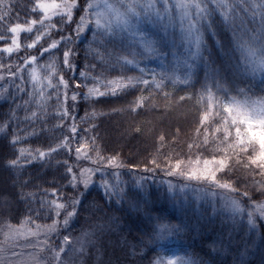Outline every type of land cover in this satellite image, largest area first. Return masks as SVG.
<instances>
[{
  "label": "trees",
  "instance_id": "1",
  "mask_svg": "<svg viewBox=\"0 0 264 264\" xmlns=\"http://www.w3.org/2000/svg\"><path fill=\"white\" fill-rule=\"evenodd\" d=\"M62 1L71 2L42 0L56 3ZM94 1L76 0L72 20L79 22L83 15L81 4H92ZM130 1L135 3L142 0ZM219 2L226 7L219 8L211 0H206L211 12L209 19L223 21V34L231 44L229 58L223 55L213 57L216 67L222 63L224 65L215 86L211 80L208 81L210 95L207 97L202 88L205 81L204 72L201 70L198 77L192 75L189 79L194 87H187L185 91L183 84H178L175 90L169 86L164 90L170 93L167 97L162 91L153 92L151 95L144 91L143 95L147 99L135 108L134 103L141 92L120 89L111 82L121 77L125 71L117 63L118 54L123 53L131 59L125 49L133 53L142 51L138 40L133 41L135 44L128 40L126 45L116 43L111 36L102 37L95 25L91 8L88 16L91 23L88 27L92 31L82 34L88 37L87 41L75 39L76 23L69 27L66 19L62 20L66 15H61L50 19L56 27L49 28L36 47L29 48L28 45L35 40L37 33L45 30L40 23L43 13L36 8L37 0L0 2V14L4 15V19L0 20V37H3L0 39V92L7 90L13 94L6 101L0 100V128L4 129L0 131V157L8 155L13 158L11 154H18L21 148L31 149L35 155L36 149L47 150L48 145L55 139L62 138V134L70 136L68 125L72 120L67 119L61 126L57 118L61 104L67 107L74 103L77 105L72 114L79 133L72 139L71 153L64 151L59 155L52 154L44 160L36 159L29 164L21 162L19 172L0 167V235L6 226H47L58 220L53 246L62 243L63 235L76 238L87 232L94 241L88 250L89 256L96 259L98 264H154L161 254L159 249L168 246L167 242L164 243L167 239L162 238V233L169 231L161 229L163 224L179 229L172 232L171 240H176L173 245L197 264H234L238 255L248 264H261L264 247L260 245L258 236H254L251 230L245 233L247 228L240 231L241 233L229 236L228 234H233L231 224L223 221L219 215L212 217L209 202H196L187 196L190 181L164 175L170 164L183 170L197 160L222 161L224 167L215 177L219 182L234 186L235 197L240 202L241 193H255L253 181L264 184V162L258 157V146L249 141L243 125L235 123L229 111L231 104L236 101L264 100V51L258 45H253L252 51L243 47L251 35V29L258 26L260 13L264 12V0ZM229 5L233 11L229 13L230 19H225L222 13L228 10ZM171 12L175 13V8ZM252 12L257 14V23L252 22ZM33 19L37 20V24L32 26L33 30L23 31L18 35L19 49L14 48L11 54L4 52L3 48L12 44L13 34L9 31L10 27L20 23L27 28ZM47 25L48 21L45 20V26ZM61 31L64 36L73 38V42L67 46L75 50L76 55L72 59L79 69L70 81L67 100L65 101L61 88L58 103L55 85L58 84L59 77L63 75L67 80L73 75L62 62L65 45L61 43L59 50H50L52 55L45 52L41 56L40 49L48 48L53 39L59 40L57 33ZM200 31L203 34L202 55L207 58L208 52L204 49L218 52L212 46L222 37L215 26L207 31L201 27ZM212 31H217V35H211ZM93 32L97 33L95 39ZM150 34L155 41L158 55L159 49L172 52L166 43L162 48L157 43L159 37H164L161 32L150 31ZM30 55L38 56V61L26 66L24 91L17 93L16 87L10 86L12 81H15V85L20 84V80L13 73L17 71V64H23L24 58ZM253 59L263 63L262 67L252 66ZM157 62L159 61L151 60V63ZM85 65H90L87 69L88 87L76 88L80 79L78 73L85 70ZM152 65L159 69L157 73H163L159 64ZM195 67L202 68L199 59L194 63ZM33 69L36 82L31 78ZM132 74L131 71L127 72V75ZM49 77L54 87L47 86ZM88 88H95L106 94L90 97L87 104L80 98L75 102L71 100L73 90L83 96ZM32 93L35 95H28ZM181 96L190 98L181 100ZM25 100H31V103L24 105ZM17 105L21 107L17 109ZM26 110L35 111L39 119L26 121ZM10 111L16 114L18 120L13 119L11 126L4 128L5 118ZM85 112L88 113L87 122L80 119L85 116ZM33 127L39 134L25 137V132L31 131ZM13 131H18L21 137V142L15 147L10 145V133ZM81 136L87 144L81 149L82 158L77 162L74 149L81 145ZM94 149H99L105 157L118 156L122 165L109 169L105 177L116 185L107 189L110 195H106L105 189L99 185L98 176L93 177L94 184L90 191L84 189L83 178L79 177L82 168L92 166L91 160L83 157L87 155L94 158ZM153 158L157 164L155 168L151 163ZM64 161L73 166L79 179L80 191L86 193L87 197L78 208V216L70 218L67 227L63 223L65 211L61 209L57 217L55 206L50 203L55 201L67 206L65 197L74 194L68 181L62 178L65 170L60 165ZM146 167L148 171H145ZM170 179L177 185L175 192L167 191V184L162 183ZM21 183L26 184L23 189L19 186ZM141 184L143 187H140ZM206 186L210 188V185ZM54 189L57 190L55 194ZM21 191L25 194L24 197L19 195ZM5 199L12 200L10 207L3 206ZM254 199L260 200L258 193ZM245 204L246 200L242 206ZM250 240H255L254 246L249 243Z\"/></svg>",
  "mask_w": 264,
  "mask_h": 264
},
{
  "label": "snow or ice",
  "instance_id": "2",
  "mask_svg": "<svg viewBox=\"0 0 264 264\" xmlns=\"http://www.w3.org/2000/svg\"><path fill=\"white\" fill-rule=\"evenodd\" d=\"M0 2L3 3V0H0ZM213 4H216L219 8H225L226 6L224 4H221L219 0H211ZM242 3H244V0H241ZM63 7L66 12V17L62 18L66 19L67 24L70 25L72 23H76L75 28V39L81 40V41H87L88 37L86 35H82L86 31H92L91 28L88 27V25L91 23L88 19L89 16V10L93 7L91 3H85L80 5V10L83 12V15L80 16L79 22H74L72 20L73 12L72 10L76 7V0H71L70 3L59 5L55 2L53 3H44L42 0H37L36 8H38L43 13V19L40 21L42 27L45 28L44 32L37 33L35 40L32 41L31 44L28 45L29 48L36 47L37 43L42 39L43 35L48 33L49 28H55L56 24L51 23L50 20V12L54 9H58ZM144 7L154 10L155 15L160 18V20L163 19L164 15H168L169 22L171 21V10L172 6L169 4V0H162V7H157L156 0H151V2L148 5H145ZM175 7L182 10L181 13V24L183 25L185 21L187 22V29H186V39L189 40V43H195L197 54H199L201 45L203 43V34L200 31V28L203 27L205 31L211 30L214 28L220 31L221 39L215 41L212 48L218 49V52H214L212 49L205 48L204 50L208 52V57L205 58L203 55H199V61L201 67H195L193 64L186 63L188 75L185 76L184 79H181L179 76L175 74V72L172 73H157L152 68H149L146 63H144L139 57H143L144 60H151L153 58V55L157 52V48L149 43L145 46V51H140L138 53H133L125 49L124 51L128 53L132 58L128 59L127 55H124L123 53L118 54L117 63H120V66L125 70L124 74L119 77L117 80L112 81L111 83L115 84L117 88L129 90V91H136L141 92V95L137 98V100L134 103V108L139 107L141 104L145 102L147 97L143 95L144 91H148L149 95H151L153 92H164V95L167 97L170 95V93L164 91L166 88L171 86L173 90L176 89L178 84L185 85L184 90H187V87H194V85L189 83V79L192 75L199 76V72L202 70L204 72V84H202L203 90L207 93V97L210 95L209 93V87H208V81H212V85L215 86L217 77L220 76L221 72L223 71V65L222 63L219 67H216V60L213 58L214 55H223L225 58H229V48L231 41L227 39L226 35L223 34V21L222 20H210L209 17L211 15V12L208 9L206 0H177V3L175 4ZM129 11L133 14L139 15V13L136 12V6L135 5H129L128 6ZM248 6L245 3V9L247 10ZM227 11L223 12L222 15H224L225 19H230L229 13L233 11L232 6H227ZM194 10V12L192 11ZM214 11V10H213ZM256 12H252V22H256ZM195 16V19L193 18ZM4 19V15L0 14V20ZM45 20L48 21V25L45 26ZM160 21H156V23H159ZM106 25H110L111 21H106ZM128 20H124V24L128 25ZM37 24V20L33 19L30 22V26L25 28L24 25L20 23H16L15 25L11 26L9 31L13 34L12 44L11 46H6L3 48V51L6 53L11 54L15 49H19V44L17 43V37L20 31L26 30L28 32H31L32 26ZM95 25L97 28L101 26V20L98 18L95 21ZM57 35L60 37L59 40L53 39L51 43L49 44L48 48H41L40 49V55L42 56L45 52L49 53V55H52L53 53L50 51L52 49L59 50V47L61 43L65 45V50L63 51V65L67 68L69 72H71L73 75L70 76L67 80L64 78L63 75L59 77L58 84L55 85L56 89V95H57V101L60 103V90L63 89V96L65 101L68 98V89L70 86V81L76 76L77 71L79 69V66L74 63V60L72 59L76 52L73 48L68 47L67 45L73 42V38L71 36H64L61 32H58ZM211 35L215 36L217 35V31H212ZM97 36L96 32H93V38ZM0 39H3V37H0ZM157 43L161 45V48L165 45L166 41L164 37H159ZM258 45L259 49L261 51H264V12L260 13L258 26L253 27L251 29V35L248 37V40L245 41L243 47L246 48L248 51H252V46ZM160 55H163V52H160ZM191 56L192 54L189 53ZM85 59H87V50ZM121 60L123 61L121 63ZM38 61V56L36 55H30L26 56L24 58L23 64H17V71L13 73V75L16 77V79L20 80L19 85H15V81H12L10 86L16 87L17 93H22L24 91L25 86V80H24V73L26 66H29L31 64H34ZM226 62V61H225ZM131 66V67H129ZM85 70L79 71V80L76 83V88L88 87L86 81L88 80V71L87 69L90 67V65H85ZM131 71L132 75H127V72ZM35 70L33 69L32 74V80L36 82V76H35ZM47 86L48 87H54L51 77L47 80ZM106 93H101L95 88H88V91L83 94V96H80L75 90H73L71 95V100L73 102L77 101L78 98L83 99L85 103L87 104L89 101V98L96 95V96H102ZM112 94H115V89L112 90ZM12 93L10 91L5 90L4 92H0V100H8L12 98ZM29 96L35 95V93L28 94ZM186 96H181L180 99L184 100ZM31 103V100H25L24 105H28ZM264 103V102H262ZM17 109L21 107V105L16 106ZM77 105L74 103L71 107L64 106L61 104L60 108L58 109L57 118L62 123L66 121L67 119H71L72 123L68 125L69 131L71 135H63L62 138H57L53 141V143L49 144L47 147V150H41L36 149L35 155L33 154V150L31 149H24L21 148L18 150L17 153H12L13 158H9L8 155H5L3 157H0V167L5 168L8 171L11 172H19L21 171V162L24 164H29L33 160L41 159L44 160L48 157H50L52 154L59 155L61 152H68L71 153L73 151L72 148V139L79 135L78 128L75 123V116L72 114V110L75 109ZM88 113L85 112V116L81 117L80 119L84 122H87ZM13 119H17L18 117L16 114L12 111H10L9 115L5 118V125L4 128L11 126V121ZM39 119L37 113L35 111L29 112L26 110L25 112V120H31L35 121ZM3 128H0V131H3ZM39 133L35 127L31 129V131L25 132V137H31V136H37ZM6 134V137L7 138ZM11 140L10 145L12 147H15L16 144L21 142V137L18 131H13L10 133ZM94 139V138H93ZM80 140L82 141L81 145L79 147H76L74 149L75 156L77 159V162L82 158V152L81 149L86 146L87 141L83 136L80 137ZM96 155L95 157H90L85 155L83 158L91 160V167L88 168H82L79 177L83 178V187L85 190L90 191L91 186L94 184L93 177L98 176L99 177V185L105 189V194L110 195L108 193L107 189L109 187H116L115 184L110 183L108 180L105 179V177L108 175L109 169H115L119 168L122 165L119 162V157L116 155H112L109 157H105L101 154V151L99 149H94ZM151 163L153 164L154 168L157 166L155 158L152 159ZM61 167L65 170V175L62 177L63 179H66L68 181V186H70L73 189L74 194L71 196H66L65 199L68 201L67 206L64 203H58L55 201H52L50 203L54 204L55 211L57 217L60 215V210L63 209L65 211V219L63 221L64 225L67 227L69 224V219L75 216H78V208L82 206V202L84 199H86V193H81L80 186H79V179L74 171L73 166L69 165L67 161H64L61 165ZM145 171H148L147 167L145 168ZM115 174V173H113ZM164 175L170 178L174 177H183L187 180H196V181H205L210 182V184L215 185L220 188L225 189H231V191H235V187L228 185L226 183H222L217 181L214 174L209 173H197L193 171H185L182 170L181 167L176 166L174 164H170L167 170L164 171ZM15 183V181H14ZM162 183L167 184V191L169 192H175L177 189V185L172 183V180H168L167 182L162 181ZM253 188L255 189V193L252 194L249 191H245L241 193V202L242 204L244 201H247V204L244 206H240L235 204L234 202L231 203V209L234 213L238 214L240 216V223L243 225L246 223V225L250 228L251 232L254 236H258L260 245L264 247V231H261V229H264V223H260L261 221H264V203H261L260 201H264V184H261L259 182L253 181ZM20 188L23 189L26 184L21 183ZM140 187H143L141 184ZM183 187H186L183 186ZM57 190H53V194L56 193ZM260 198V200L254 199V197L257 195ZM21 197H24L25 194L23 191L19 194ZM212 195H215L214 193ZM12 203V200L5 199L3 206L10 207ZM70 209V210H69ZM59 221L54 220L53 224L58 225ZM162 230H168L170 233L173 231H179V229L173 227L169 228L168 225H161L160 226ZM62 243L61 248L67 252H77L76 248L73 247L72 243H70L72 237L70 235H63L62 236ZM250 244L253 246L255 245V240H250ZM63 254V253H62ZM79 255L81 257L84 256V249L81 247L79 250ZM81 264H83V260H81ZM152 264V262H150ZM155 264H162L161 261L157 260ZM167 264H177L175 260H168ZM182 264H192L191 261H183ZM207 264V262H205ZM234 264H248V262L244 261L242 257L239 255L234 261ZM261 264H264V257L261 259Z\"/></svg>",
  "mask_w": 264,
  "mask_h": 264
},
{
  "label": "rangeland",
  "instance_id": "3",
  "mask_svg": "<svg viewBox=\"0 0 264 264\" xmlns=\"http://www.w3.org/2000/svg\"><path fill=\"white\" fill-rule=\"evenodd\" d=\"M150 2L151 0H142L135 3L130 0H95L92 3L91 14L94 21L98 18L101 20V26L97 29L102 37L111 36L112 40L116 43L126 45L128 40L130 43L138 40L137 43L142 51H145L146 44L151 43L155 46V41L151 39L150 31L161 32L166 38V44L171 47L172 52L162 51V56L156 52L151 60L159 61L157 63H151V60H144L143 57H140V59L155 72L159 71V69L157 70L152 64H159L163 73L175 72L177 76L184 78V76L188 75L185 62L187 61V63L194 65L199 59V55H202V50L200 49L199 54H197L195 43H189V40L185 38L187 22L185 21L183 25L181 24L182 10L175 7L177 0H169L172 8L176 10L175 13L171 12L170 22L168 15H164L163 19L160 20L155 15L154 10L144 7ZM67 3L69 2L62 1L56 4L64 5ZM156 4L159 7L162 4V0H156ZM129 5H135L136 12L139 15L130 12ZM192 11L194 12V10ZM49 15L50 19H52L57 16L66 15V12L61 7L52 10ZM193 18L195 19V16ZM125 19L128 20V25L124 24ZM158 20L160 22L156 23ZM106 21H111V24L106 25ZM23 31L26 30L20 31L19 34ZM175 38L177 39L175 40ZM160 52L161 50L159 49V54ZM180 53L182 55H179ZM189 53L192 55L190 56ZM251 64L256 68H261L263 65V63L256 61V59H253ZM262 102L264 100L236 101L231 104L229 111L231 119L235 123L243 125L249 141H253L258 146V157L264 162V103ZM223 167L224 163L222 161L197 160L187 165L183 170L209 173L216 176ZM187 181H190V186L187 187V196L192 197L196 202H200L201 200L209 202L212 207V217L219 215L223 221L231 224L230 229L233 231V234H228L229 236L241 233L240 231L244 230V228H247L244 231L245 233L250 231L246 223L243 225L240 223V216L231 209L232 202L242 206L241 202L236 199L234 191L217 187L203 180ZM206 185H210V188H206ZM182 192H184V189H182ZM213 193L215 195H212ZM57 231L58 228L54 224L47 226L21 225L4 227L0 235V264H81V260H83V264H98L97 260L92 259L88 253L90 245L94 243L90 234L86 232L76 238H72L70 243L76 248L77 252H65L61 248V244L58 246L52 245ZM162 238L167 239L164 243L167 242L166 244L168 245L165 248L159 249L161 250V254L157 260L161 261L162 264H167L168 260H175L177 264H182L183 261H191L192 264H197L190 256L180 252L173 245L176 240H171L173 238L172 232H163ZM81 247L84 249L83 257L79 255Z\"/></svg>",
  "mask_w": 264,
  "mask_h": 264
}]
</instances>
